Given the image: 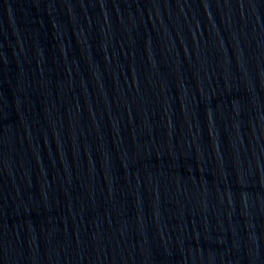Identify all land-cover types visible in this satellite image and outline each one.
Instances as JSON below:
<instances>
[{
	"label": "water",
	"instance_id": "water-1",
	"mask_svg": "<svg viewBox=\"0 0 264 264\" xmlns=\"http://www.w3.org/2000/svg\"><path fill=\"white\" fill-rule=\"evenodd\" d=\"M0 264H264V0H0Z\"/></svg>",
	"mask_w": 264,
	"mask_h": 264
}]
</instances>
